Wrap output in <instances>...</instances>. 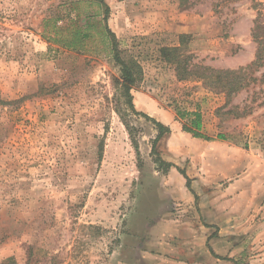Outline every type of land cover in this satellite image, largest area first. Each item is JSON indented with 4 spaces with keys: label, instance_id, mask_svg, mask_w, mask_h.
I'll use <instances>...</instances> for the list:
<instances>
[{
    "label": "rangeland",
    "instance_id": "374dc122",
    "mask_svg": "<svg viewBox=\"0 0 264 264\" xmlns=\"http://www.w3.org/2000/svg\"><path fill=\"white\" fill-rule=\"evenodd\" d=\"M103 1L107 21L97 0H0V264L130 262L154 233L194 224L201 200H232L246 231L264 230V63L253 64L252 37L264 0ZM76 27L87 36L69 49ZM118 58L134 68V109ZM182 67L245 68L246 84L228 100ZM194 112L218 146L183 131ZM154 121L171 130L157 151L173 167L152 152ZM231 150L233 177L198 176L200 152ZM194 177L211 185L196 192ZM244 243L250 264L258 242Z\"/></svg>",
    "mask_w": 264,
    "mask_h": 264
},
{
    "label": "crops",
    "instance_id": "0c3cea01",
    "mask_svg": "<svg viewBox=\"0 0 264 264\" xmlns=\"http://www.w3.org/2000/svg\"><path fill=\"white\" fill-rule=\"evenodd\" d=\"M201 132L210 136L205 132L204 123ZM195 141L204 147L218 146L216 141ZM233 154V150L219 153L200 152V160L204 164H198L201 166L198 176L207 174L208 177L214 178L215 183L230 179L237 170ZM237 174L238 172L235 175ZM208 177L205 180L208 184H202L198 177H194L193 190L199 192L208 189L209 184L211 185V179ZM238 182L239 180H235L234 184L226 188L225 197L238 194ZM208 208L209 215L203 212V209ZM198 209V220L196 219L194 224L188 227L179 224L178 228L173 225L171 227L177 228L176 231L154 233L155 236L147 241L148 249L135 250L133 261H120L119 264H245L244 241L247 240L255 241V244L258 242L249 263L264 264V230L246 231L247 221L240 209H233L232 200H201ZM262 210L264 211V196ZM159 228L161 227L156 226V230Z\"/></svg>",
    "mask_w": 264,
    "mask_h": 264
},
{
    "label": "trees",
    "instance_id": "16d2710c",
    "mask_svg": "<svg viewBox=\"0 0 264 264\" xmlns=\"http://www.w3.org/2000/svg\"><path fill=\"white\" fill-rule=\"evenodd\" d=\"M100 5L105 6V18L104 20L107 21V17L109 14V7L103 0H97ZM258 10V17L255 20L254 29L252 33V37L254 41L257 44V52H256V59L253 63L255 66L260 67L264 63V4H258L257 5ZM107 32L112 36V38H115V35L107 29ZM86 33L82 30V28L76 27L74 31L71 34V39L68 44L65 46L69 49H77L78 47L82 46L84 39H86ZM187 58V57H186ZM118 63L122 66L123 70V82L122 86L124 88V92L129 100L130 108L134 109L133 103H132V95L131 91L133 89L135 78H134V68H132L130 65H127L124 61H119ZM178 66L181 68V61H174ZM253 64L249 65L248 67H252ZM197 69L201 72L200 78L204 80H208L212 87H214L217 90H221L227 94L228 100L231 98V95L241 90L246 84V78H245V68H240L239 70L232 71V70H215L211 68H202L197 67ZM182 70L184 72H188V74H199L198 70H190L188 71L187 67H182ZM189 115L192 117L189 121V123H186L183 125V131L190 133L195 138L203 139L205 141H213L214 138L209 137L207 135H204L201 130L203 127V121L202 116L199 112L189 113ZM182 116H186L185 114H182ZM154 124L158 127L159 133L154 140L152 152L156 154L157 161L160 163L161 166L166 167H173L171 163H168L167 161L163 160L162 157H160L158 151H157V145L158 143L163 139V137L169 135L171 133L170 128L163 125L160 122L154 121ZM222 137H218V139H221ZM187 179V188L192 191L190 179L186 175L185 172L180 171Z\"/></svg>",
    "mask_w": 264,
    "mask_h": 264
}]
</instances>
